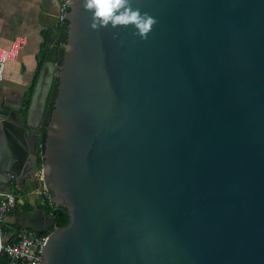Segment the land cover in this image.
<instances>
[{
  "label": "water",
  "instance_id": "95a60500",
  "mask_svg": "<svg viewBox=\"0 0 264 264\" xmlns=\"http://www.w3.org/2000/svg\"><path fill=\"white\" fill-rule=\"evenodd\" d=\"M131 3L146 40L67 3L25 110L0 105V190L40 170L68 216L17 225L52 228L38 264H264V0Z\"/></svg>",
  "mask_w": 264,
  "mask_h": 264
},
{
  "label": "crops",
  "instance_id": "0c3cea01",
  "mask_svg": "<svg viewBox=\"0 0 264 264\" xmlns=\"http://www.w3.org/2000/svg\"><path fill=\"white\" fill-rule=\"evenodd\" d=\"M60 1L0 0V46L7 47L16 35L25 37V44L19 50L16 59L5 65L0 81V105L5 103L10 111L18 108V112L22 113L28 104H26V100H29L39 68L44 60V44L47 33L49 29L58 30L57 15ZM58 34L59 32H57ZM35 151L36 158H38L39 134ZM37 179L34 183L33 180L30 186L27 185L29 180H15L18 183L19 195L16 196L19 201L16 202V207L3 217L2 226L4 229L7 228L3 222L10 223L14 229L18 228L16 217L26 211L24 209L25 202L29 206L27 209L29 210L36 205L37 194L45 192L40 178L37 177ZM1 188L2 186H0ZM23 190L25 191L22 192ZM45 193L47 194V192Z\"/></svg>",
  "mask_w": 264,
  "mask_h": 264
},
{
  "label": "built area",
  "instance_id": "2783aa9c",
  "mask_svg": "<svg viewBox=\"0 0 264 264\" xmlns=\"http://www.w3.org/2000/svg\"><path fill=\"white\" fill-rule=\"evenodd\" d=\"M67 8V0H61L58 5L59 21L63 20ZM25 44V37L16 35L7 47L0 46V81L5 65L16 59L19 50ZM40 178V170L37 172ZM15 176L7 172L5 188L0 190V259L5 264H38L42 245L47 233L32 232L27 228L18 227L14 230H5L2 226L3 217L16 207L17 197L13 193ZM11 185V190L7 187Z\"/></svg>",
  "mask_w": 264,
  "mask_h": 264
},
{
  "label": "clouds",
  "instance_id": "9594fccd",
  "mask_svg": "<svg viewBox=\"0 0 264 264\" xmlns=\"http://www.w3.org/2000/svg\"><path fill=\"white\" fill-rule=\"evenodd\" d=\"M85 11L90 13L89 27L94 31L111 27L134 29L133 36L146 40L157 20L147 12L132 6L131 0H80ZM71 5L73 0H67ZM115 39L116 36L114 35Z\"/></svg>",
  "mask_w": 264,
  "mask_h": 264
},
{
  "label": "trees",
  "instance_id": "16d2710c",
  "mask_svg": "<svg viewBox=\"0 0 264 264\" xmlns=\"http://www.w3.org/2000/svg\"><path fill=\"white\" fill-rule=\"evenodd\" d=\"M57 27H58V32L60 34V40L63 41L65 35H64V28L62 26V20L57 22ZM60 55H61V50H58L57 51V61L60 59ZM53 91H54V86L51 87L49 95H48L47 103L45 106V110H44L43 118H42V122H41V128L44 126L46 117H47L48 112H49V108H50V104H51V98L53 96ZM27 103H28V99L26 100V104ZM24 110H25V108H24ZM41 135H42V129H41ZM39 163H40L39 159L36 158V166L37 167H39ZM13 193H14V190H13ZM36 200H37L36 206L38 208H41L45 214L55 215L54 226H62V225L67 223L68 216L66 214L65 208L53 207L48 202L47 194L45 192H43V193L39 192L37 194ZM28 208H29V206L25 202L24 209L27 210ZM50 229H52V228H49L46 231L38 232V233H48L50 231ZM0 264H5L3 259H0Z\"/></svg>",
  "mask_w": 264,
  "mask_h": 264
},
{
  "label": "rangeland",
  "instance_id": "374dc122",
  "mask_svg": "<svg viewBox=\"0 0 264 264\" xmlns=\"http://www.w3.org/2000/svg\"><path fill=\"white\" fill-rule=\"evenodd\" d=\"M24 108H25V107H24ZM38 159H39V158H38ZM37 177H38V175H37V173H35V179H36V180H38ZM35 179H33L34 181H33V180H29V182L27 181V185L30 186V183H31L32 181H33V183H34V182L36 181ZM37 183L40 184V182H37ZM17 184H18V183H17L16 181H14L13 186H14V194H15V195H17V194L19 195V189L17 188ZM27 185H26V186H27ZM38 186H39V185H38ZM11 187H12V186L9 185V186L7 187V190H11ZM25 189H26V188H25ZM24 191H25V190H23L22 192H24ZM26 191H27V189H26ZM20 194H21V196H23L22 193H20ZM21 196H20V197H21ZM20 197H19V198H20ZM23 203H24V202H23ZM3 223L6 225L5 228H7V229H5V230L11 231V230L14 229V227H13L12 225H10V223H6V222H3ZM50 230H51V229H50Z\"/></svg>",
  "mask_w": 264,
  "mask_h": 264
},
{
  "label": "flooded vegetation",
  "instance_id": "af4514ba",
  "mask_svg": "<svg viewBox=\"0 0 264 264\" xmlns=\"http://www.w3.org/2000/svg\"><path fill=\"white\" fill-rule=\"evenodd\" d=\"M59 62V61H58ZM34 207H37L36 205L34 206ZM43 211V210H42ZM44 212V211H43ZM46 215H48V214H46Z\"/></svg>",
  "mask_w": 264,
  "mask_h": 264
}]
</instances>
